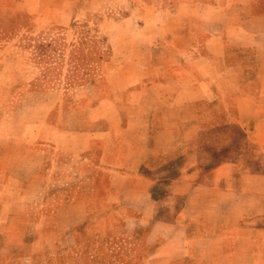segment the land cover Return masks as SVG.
<instances>
[{"label": "crops", "instance_id": "crops-1", "mask_svg": "<svg viewBox=\"0 0 264 264\" xmlns=\"http://www.w3.org/2000/svg\"><path fill=\"white\" fill-rule=\"evenodd\" d=\"M102 3L96 82L37 90L0 71L22 85L0 119V229L18 228L20 245L29 198L43 230L48 198L70 195L51 221L73 251L88 230L90 259L98 232L119 264H264V0ZM11 4L18 25L83 15L73 0Z\"/></svg>", "mask_w": 264, "mask_h": 264}, {"label": "rangeland", "instance_id": "rangeland-1", "mask_svg": "<svg viewBox=\"0 0 264 264\" xmlns=\"http://www.w3.org/2000/svg\"><path fill=\"white\" fill-rule=\"evenodd\" d=\"M73 1V7L77 9L78 4V11L83 14L80 19L67 26L40 28L27 20L20 25L9 23L7 13L16 12L19 15L18 10L11 0H0V59H5L0 71L19 76L21 80H30L26 88L37 90L52 88L69 92L79 84L96 82L101 76L102 64L107 55L105 37L100 33L98 20L110 12L111 6L105 7L102 3L104 0H91V5L83 3L87 0ZM20 89L21 84L0 83L1 120L19 104L17 99ZM40 199L29 198L32 202V206H29L31 218L22 244L19 245L21 237L18 228L12 226L5 227L6 230L3 227L0 229L1 233H5L0 235H7L10 244L3 248L1 246L0 251L5 252L7 248L17 245V248L4 255L0 253V264H119L113 260V256L112 259L104 257L98 232L92 233L90 237L98 255L90 259L88 230H84L86 233L81 235L80 249L73 251L71 230L59 233L54 228L50 217L54 207L57 202L71 201L70 195L48 198L52 206H48L47 225L41 230L38 220L46 213L44 206L40 209Z\"/></svg>", "mask_w": 264, "mask_h": 264}]
</instances>
